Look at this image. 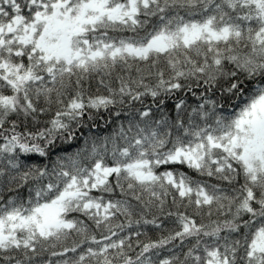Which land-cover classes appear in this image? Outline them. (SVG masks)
Returning a JSON list of instances; mask_svg holds the SVG:
<instances>
[{"label": "snow or ice", "instance_id": "6c2138e0", "mask_svg": "<svg viewBox=\"0 0 264 264\" xmlns=\"http://www.w3.org/2000/svg\"><path fill=\"white\" fill-rule=\"evenodd\" d=\"M0 264H264V0H0Z\"/></svg>", "mask_w": 264, "mask_h": 264}, {"label": "trees", "instance_id": "16d2710c", "mask_svg": "<svg viewBox=\"0 0 264 264\" xmlns=\"http://www.w3.org/2000/svg\"><path fill=\"white\" fill-rule=\"evenodd\" d=\"M75 146H73V148H74Z\"/></svg>", "mask_w": 264, "mask_h": 264}]
</instances>
